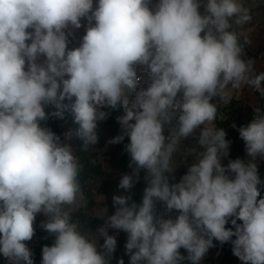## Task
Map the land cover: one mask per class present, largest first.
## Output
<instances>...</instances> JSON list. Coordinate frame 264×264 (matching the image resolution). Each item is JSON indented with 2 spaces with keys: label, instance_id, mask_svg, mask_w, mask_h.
<instances>
[{
  "label": "clouds",
  "instance_id": "1",
  "mask_svg": "<svg viewBox=\"0 0 264 264\" xmlns=\"http://www.w3.org/2000/svg\"><path fill=\"white\" fill-rule=\"evenodd\" d=\"M200 7L201 0H98L95 7L93 0H0V256L8 264H34L27 242L37 214L55 236L42 249V264H109L117 245L109 228L127 234L130 264H200L213 240L231 242L242 264H264V198L258 199L255 163L264 157V110L255 107L253 120L239 129L247 162L222 165L230 141L214 124L218 103L231 98L229 87L249 85L264 97V72L244 59L251 41L243 29L252 14L242 0H206L203 14ZM82 19L86 32L69 49ZM138 68L147 88L140 87ZM48 105L61 119L70 112L82 151L98 142V124L110 115L101 109L123 111L116 117L122 134L110 142L129 138L133 170L118 187L130 190L141 170L147 186L139 205L113 196L115 212L97 229L103 252L73 219L88 206L83 166L68 143L72 133L62 141L43 126ZM190 136L205 150L185 149L196 162L170 183L174 154ZM156 201L164 205L159 215ZM230 218L234 230L226 228Z\"/></svg>",
  "mask_w": 264,
  "mask_h": 264
},
{
  "label": "trees",
  "instance_id": "2",
  "mask_svg": "<svg viewBox=\"0 0 264 264\" xmlns=\"http://www.w3.org/2000/svg\"><path fill=\"white\" fill-rule=\"evenodd\" d=\"M85 33L83 32L77 40L74 36L69 37V49L74 48L76 43L81 42L82 37ZM241 40H243L241 38ZM245 51L248 52L247 46L245 47ZM213 103H216L213 99ZM68 103V101H65ZM261 107L264 110L263 106ZM254 108L250 105H247L241 101H238L234 98L230 99L229 104L226 107H220L218 105V113L217 119L214 121V124L217 128H223L226 132V140L230 141L229 145V154L227 157L222 158V165L226 166L229 160H235L237 158L242 159L244 161H248L244 151L238 146V141L242 139L239 135V129L243 126H247L254 118ZM46 113H48V118L42 122L43 126L49 128L56 135L60 136L63 141L62 136V125L65 123H69L74 131L78 147L77 154L80 164L83 166V170L80 174V183L82 192L85 194L87 199V209H79L73 214L74 220H80L82 226L89 230L90 233L93 231L97 232V229L104 225V222L99 217L85 215V212L94 214L93 206L95 204L96 198L99 194L104 193L107 197V204L111 215L115 212V207L113 206V196L114 195H127L131 197L129 204L133 201L136 204H140L142 202L143 191L145 189L146 182L143 179L145 175V171L141 170L139 174V180L134 184V186L125 192L124 190L118 187L119 181L124 174H131L132 168L129 167L130 163V155L125 150V146L130 142L129 138L126 137L122 142L118 144L115 150L111 153H121L120 159V168L116 172H106L103 168L102 163L99 158L103 153V147L107 139L118 133L121 125L117 122L116 117L123 114L122 109L109 110L107 108H103V111H110V115L104 121H100L98 124V142L95 145L89 147L87 151H82L83 140L76 135V130L78 125L74 123V118L70 114V112L66 111L64 113L63 119L52 116L51 113L55 111L54 106L48 105L45 107ZM223 114V117H220ZM235 125V126H233ZM134 167V166H133ZM258 175L262 181L260 185H258L260 189V197L264 198V160L257 164ZM180 179H171L170 183L179 182ZM164 210V205L161 202L156 207L157 214H161ZM179 214V213H178ZM168 218V216H165ZM46 221V217L43 214H37L36 220L34 223L35 235L33 239L27 242L28 247L32 253V259L37 264H42V249L44 246H52L55 242V236L46 232L42 227L41 223ZM237 223H241V221H237ZM226 228H233L234 226L231 224V218L229 223L226 225ZM100 245L102 251V245L104 243V238L99 235ZM109 235H113L116 237L117 245L114 253L110 255L109 264H119V261L123 259L124 264H130V257L126 254L125 244L127 241V234L123 231L118 230L116 233H112L108 230ZM235 239V237H233ZM214 247L209 248L207 253L204 255V258L210 259L211 261L207 264H231L235 257L232 252V244L231 242H226L221 244L218 241L213 240ZM181 255L187 256V251L183 248L180 249ZM214 256H218V263L213 259ZM7 261L3 256H0V264H6ZM183 264H190L187 260L183 262Z\"/></svg>",
  "mask_w": 264,
  "mask_h": 264
},
{
  "label": "crops",
  "instance_id": "3",
  "mask_svg": "<svg viewBox=\"0 0 264 264\" xmlns=\"http://www.w3.org/2000/svg\"><path fill=\"white\" fill-rule=\"evenodd\" d=\"M157 2V0H152V5H154ZM242 2L245 4L246 7H248L251 10L252 14V20L250 23L246 24L244 26V35L247 36L250 39V44L247 45L248 52L245 51L244 59L245 60H252L253 67L255 69V73H262L264 72V0H242ZM98 3V0H93V6L95 7ZM204 3H206V0H201V7L199 11L203 14L204 12ZM151 7V5H150ZM230 23H233L234 25V18L230 20ZM82 27L80 29L74 30V33L72 36H74L77 40H79L81 34L86 32V27L88 26V22L86 19L81 20ZM94 24V21H93ZM235 26V25H234ZM243 39V37H242ZM80 42L76 43L75 47H78ZM43 59V58H41ZM262 87H264V82H262ZM229 93H230V99L234 98L238 101H241L247 105H250L252 107H264V97H261L259 92H256L251 86L249 85H241L238 89H231L229 87ZM215 102H219V98H214ZM230 101V100H229ZM228 102H220L218 105L220 107H226ZM103 111V109H101ZM223 117V114L220 116ZM71 132V139L68 140V143L71 145V147L74 150L75 155L78 157L77 154V147L78 143L74 134V131L69 123H65L62 125V136L63 140L65 139V134ZM122 134V129L120 128L119 132L110 136L107 141L104 144L103 147V153L107 155L100 156L99 160L103 165V168L106 172H116L120 168V159L122 154L121 153H114L111 154L115 148L118 146L119 143L113 144L110 141ZM127 136H125L126 138ZM124 138V139H125ZM238 146L244 151L247 160H251V157H249L245 150V143L242 139L238 141ZM181 149L179 152L174 154V160H173V166L177 167L175 168L174 172L171 174V176L175 177L176 179H181V177L186 174L188 168L196 162L195 154H188L184 151L188 148H196L197 151H204L205 149L202 148L198 143L197 140L190 136L186 139H183L180 145ZM264 160V157H257L255 160L256 164L261 163ZM84 199L87 201L85 194L82 192ZM160 201H156V207L160 204ZM88 204V203H87ZM107 208V212L104 213L102 216H99L100 219L105 224V221L109 216H111V213L108 208L107 204V197L104 193H101L96 198L95 204L93 206V212L95 213L96 209H103ZM79 210V209H78ZM75 210L73 214L78 211ZM171 218H175L178 215V212L173 210L172 213L169 214ZM112 233H116L118 230L109 228L108 229ZM93 236L97 239V249L100 252H103L100 245V238L96 231H93L91 233ZM235 260L231 264H242V261H240L235 255ZM110 261V257L108 258ZM215 262L218 263V256H214L213 259ZM211 260L204 258L200 261V264H207ZM34 264H37L33 260ZM8 264V262L6 263Z\"/></svg>",
  "mask_w": 264,
  "mask_h": 264
},
{
  "label": "built area",
  "instance_id": "4",
  "mask_svg": "<svg viewBox=\"0 0 264 264\" xmlns=\"http://www.w3.org/2000/svg\"><path fill=\"white\" fill-rule=\"evenodd\" d=\"M138 75H142V77H143V79H142V83H141V85H140V87H142V88H147L148 87V83H149V81H148V77H147V74H145V73H142L141 71H140V69L138 68ZM134 122V121H133ZM175 123H176V121H175V119L173 120V122H172V124L173 125H175ZM164 135H165V137H167L168 135H169V126H165V128H164ZM182 142V141H181Z\"/></svg>",
  "mask_w": 264,
  "mask_h": 264
}]
</instances>
